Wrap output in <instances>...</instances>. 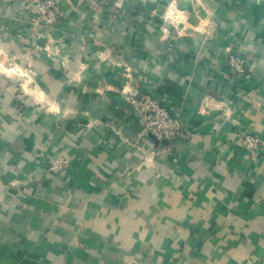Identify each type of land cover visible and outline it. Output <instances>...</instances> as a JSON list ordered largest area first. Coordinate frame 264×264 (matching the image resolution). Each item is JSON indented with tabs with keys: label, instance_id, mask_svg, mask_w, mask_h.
I'll list each match as a JSON object with an SVG mask.
<instances>
[{
	"label": "crops",
	"instance_id": "obj_1",
	"mask_svg": "<svg viewBox=\"0 0 264 264\" xmlns=\"http://www.w3.org/2000/svg\"><path fill=\"white\" fill-rule=\"evenodd\" d=\"M170 2L118 28L90 89L37 57L35 102L0 72V264H264V0ZM134 89L182 135L140 139ZM60 156L69 169L51 174Z\"/></svg>",
	"mask_w": 264,
	"mask_h": 264
},
{
	"label": "rangeland",
	"instance_id": "obj_2",
	"mask_svg": "<svg viewBox=\"0 0 264 264\" xmlns=\"http://www.w3.org/2000/svg\"><path fill=\"white\" fill-rule=\"evenodd\" d=\"M151 1L0 0V50L6 53L5 67L19 70L10 76L18 84L17 94L35 102L45 97L39 94L37 57L57 67L66 85L92 88L89 70L97 72L104 62L113 60L119 47L108 42L115 39L120 26H137ZM173 3L167 9L175 15L182 8L176 0L173 8ZM77 49L84 53L80 59L71 55ZM2 61L4 55H0ZM129 72L126 67L125 74Z\"/></svg>",
	"mask_w": 264,
	"mask_h": 264
},
{
	"label": "built area",
	"instance_id": "obj_3",
	"mask_svg": "<svg viewBox=\"0 0 264 264\" xmlns=\"http://www.w3.org/2000/svg\"><path fill=\"white\" fill-rule=\"evenodd\" d=\"M225 50L228 52L227 65L236 73L247 75L249 70L247 56L233 52L230 46H227ZM125 100L138 114L140 139L149 135L162 142L182 135L181 118L172 114L160 99L134 89L125 95ZM243 144L248 150L255 152L263 145V142L257 136L246 135L243 137ZM68 169L69 161L65 156L57 157L48 163V170L54 175H66Z\"/></svg>",
	"mask_w": 264,
	"mask_h": 264
},
{
	"label": "clouds",
	"instance_id": "obj_4",
	"mask_svg": "<svg viewBox=\"0 0 264 264\" xmlns=\"http://www.w3.org/2000/svg\"><path fill=\"white\" fill-rule=\"evenodd\" d=\"M172 7L175 8V0H174ZM169 15H171V10L169 12ZM205 23H206V21H205ZM189 27H190V25H189ZM0 55L5 56V61L0 62V71L7 73L9 76H11V75L15 74L17 71H19L17 68H12V69L6 68L5 67V63L7 62L6 53H4L3 50H0Z\"/></svg>",
	"mask_w": 264,
	"mask_h": 264
}]
</instances>
